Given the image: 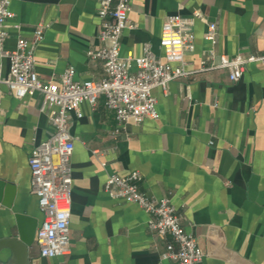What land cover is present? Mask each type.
I'll return each instance as SVG.
<instances>
[{
  "label": "crops",
  "instance_id": "obj_1",
  "mask_svg": "<svg viewBox=\"0 0 264 264\" xmlns=\"http://www.w3.org/2000/svg\"><path fill=\"white\" fill-rule=\"evenodd\" d=\"M97 6V0H12L3 48L12 49L18 35L31 38L42 23L34 50L38 77L58 81L73 66L77 80H99L102 60L88 55L103 45ZM174 13L189 20L185 27L193 34L186 69H197L210 48L213 64L220 54L264 51V0H130L132 27L120 35L121 54L138 56L148 42L162 58L161 24ZM209 22L217 27L213 47L205 38ZM0 63L6 74L8 60L0 55ZM152 93L157 117L127 122L118 133L103 95L94 107L82 102L80 117L70 114L69 252L41 256L33 241L24 253L0 249V264H178L165 256L170 237L149 229L150 215L104 189L108 174L134 170L141 191L170 197L203 252L200 264H264V65L248 62L236 81L226 69H210ZM41 101L39 94L17 99L0 84V179L14 188L1 191L0 240L17 233L16 214L35 217L37 226L43 218L28 164L32 146L53 133Z\"/></svg>",
  "mask_w": 264,
  "mask_h": 264
},
{
  "label": "built area",
  "instance_id": "obj_2",
  "mask_svg": "<svg viewBox=\"0 0 264 264\" xmlns=\"http://www.w3.org/2000/svg\"><path fill=\"white\" fill-rule=\"evenodd\" d=\"M11 1L0 0V55L8 60L6 74L0 63V84L6 85L8 92L17 99L39 94L42 97L39 109L47 111L53 127V133L32 146L28 156L31 189L43 213L34 237L41 256H63L70 249L74 138L69 123L71 113L78 117L82 115L79 109L82 102L94 107L97 98L103 95L106 106L114 110L115 132L118 133L127 122L140 124L146 118L157 117V99L152 93L154 87L165 92L172 80L186 79L198 72L218 68L226 69L229 80L236 81L248 62L259 61L264 65V51L258 56L220 54L218 63H209L208 58L213 56L210 48L197 69H186L184 53L191 46L193 34L185 27L189 20L178 13L169 14L162 21L159 36L162 58L153 52L148 42L143 44L140 55H122L120 35L124 29L132 27L128 17L130 0H97L100 19L97 37L103 45L89 50L88 55L102 60L104 77L77 80L74 67L69 66L58 81L41 80L34 69V50L43 38L42 23L35 25L31 38L18 35L12 49L3 48L6 23L13 18ZM13 27H18V24H13ZM205 38L212 47L216 44L217 27L214 22L207 24ZM141 178L137 170L125 176L111 173L105 179L104 189L114 198L137 204L150 215L149 229L162 237H170L165 245L166 257L178 264H200L203 252L196 237L181 225L170 197L148 196L138 187Z\"/></svg>",
  "mask_w": 264,
  "mask_h": 264
},
{
  "label": "water",
  "instance_id": "obj_3",
  "mask_svg": "<svg viewBox=\"0 0 264 264\" xmlns=\"http://www.w3.org/2000/svg\"><path fill=\"white\" fill-rule=\"evenodd\" d=\"M2 189L12 194L14 188L4 180L0 179V195ZM7 205L9 202H6ZM17 233L14 236L0 240V249H9L11 254L24 253L27 248L32 245L37 227V219L35 217L18 213L15 215Z\"/></svg>",
  "mask_w": 264,
  "mask_h": 264
}]
</instances>
